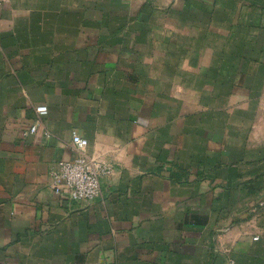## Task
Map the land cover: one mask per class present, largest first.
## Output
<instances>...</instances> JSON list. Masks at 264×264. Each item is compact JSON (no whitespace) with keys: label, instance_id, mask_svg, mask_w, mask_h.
Wrapping results in <instances>:
<instances>
[{"label":"crops","instance_id":"1","mask_svg":"<svg viewBox=\"0 0 264 264\" xmlns=\"http://www.w3.org/2000/svg\"><path fill=\"white\" fill-rule=\"evenodd\" d=\"M229 260L264 264V0H3L0 264Z\"/></svg>","mask_w":264,"mask_h":264},{"label":"built area","instance_id":"2","mask_svg":"<svg viewBox=\"0 0 264 264\" xmlns=\"http://www.w3.org/2000/svg\"><path fill=\"white\" fill-rule=\"evenodd\" d=\"M0 0V7L2 5ZM36 112L39 117H44L48 113L45 105L38 106ZM38 125H34L24 135L35 134ZM89 142L78 134L73 135L72 148L79 152V156L71 161L58 163L52 170L51 187L57 195H60L64 189L68 190L72 200L77 202H90L102 195V177L108 172L106 168L95 166L90 158L84 154ZM259 240L258 237L255 238ZM228 264H236L234 260H229Z\"/></svg>","mask_w":264,"mask_h":264},{"label":"clouds","instance_id":"3","mask_svg":"<svg viewBox=\"0 0 264 264\" xmlns=\"http://www.w3.org/2000/svg\"><path fill=\"white\" fill-rule=\"evenodd\" d=\"M96 147H97L98 154L101 156L107 152L114 150L112 146H108L103 143H98Z\"/></svg>","mask_w":264,"mask_h":264}]
</instances>
